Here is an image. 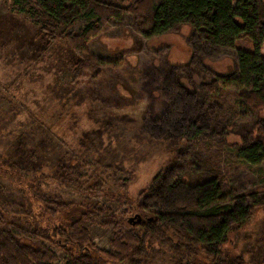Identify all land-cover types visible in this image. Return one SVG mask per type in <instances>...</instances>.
Returning <instances> with one entry per match:
<instances>
[{
  "label": "rangeland",
  "instance_id": "1",
  "mask_svg": "<svg viewBox=\"0 0 264 264\" xmlns=\"http://www.w3.org/2000/svg\"><path fill=\"white\" fill-rule=\"evenodd\" d=\"M32 7L35 0L30 1ZM26 9L22 12L14 0H0V186L19 198L22 191H13L12 174L13 180H39L40 197L67 206L108 209L118 224L93 220L85 227L95 248L112 258L120 252L117 241L137 247L130 235L143 232L141 225L152 218V207L138 206L140 193L175 159L162 139L168 138V132L176 137L178 121L193 112L197 84L203 76L209 80L212 74L237 73L239 51L252 52L253 42L245 38L234 48L213 47L189 25L147 39L112 22L94 34L85 54L79 55L68 36L79 35L90 21H79L58 31V36L47 37L42 19ZM137 41L142 51L129 53ZM83 61L95 68L87 78H82L83 69L77 73ZM72 87L75 91L68 96ZM81 89L91 98L76 105L70 99L80 97ZM225 91L228 103L238 107L237 87L229 85ZM153 99L154 117L165 123L147 130L154 126L153 113L149 115ZM228 141L240 143L234 136ZM231 147L224 151L221 167L235 187L222 205L233 209L263 202L264 155L261 162L251 164ZM185 158L176 157L179 162ZM58 170L74 176L58 183L53 179ZM156 200L159 204V197ZM149 204L153 206L152 201ZM256 211L244 226L231 232L220 255L226 263L264 264V210ZM135 216L141 218L136 226L129 224ZM40 244L54 254L52 264H70L60 248ZM146 250L142 259L134 257V264H187L189 259L162 243L147 245ZM199 255L205 263V253L199 251Z\"/></svg>",
  "mask_w": 264,
  "mask_h": 264
},
{
  "label": "trees",
  "instance_id": "2",
  "mask_svg": "<svg viewBox=\"0 0 264 264\" xmlns=\"http://www.w3.org/2000/svg\"><path fill=\"white\" fill-rule=\"evenodd\" d=\"M30 1L14 0V5L22 12L27 7L29 13H36L47 37H56L58 31L79 21H90L79 35L68 36L79 55L85 54L93 35L112 22L128 26L147 39L189 25L210 46L234 48L239 40L247 38L254 48L252 52L239 51L237 73L228 77L212 74L209 80L203 76L197 84L200 89L193 92L197 95L193 112L182 117L174 129L177 136L168 132V138H160L173 155L186 158L184 162L176 157L171 160L151 187L140 193L139 208L152 207L153 212L151 220L141 225L143 232L130 235L137 247L117 241L119 254L106 257L92 244L85 224L93 220L118 224L108 209L51 201L38 195L39 180H13L12 174L2 172L13 181V191L18 188L22 194L16 198L0 186V264H52L56 261L54 254L40 242L60 248L70 264H118L126 260L134 264V257H145L146 246L154 243L188 257L187 264H229L220 255L231 232L244 226L256 210H264V201L233 209L223 206V199L235 186L221 167L223 153L230 146L248 163L257 164L263 159L264 117L260 114L264 111V0H131L129 4V0H35L36 10L29 8ZM141 51V41H137L129 53ZM78 64L77 73L83 69L82 78L95 69L88 61ZM229 85L237 87L238 107L227 101L225 90ZM74 91L70 88L68 96ZM81 94L70 100L81 105L91 98L86 90L81 89ZM155 102L153 99L149 107L154 126H147V130H157L165 123L154 117ZM231 136L240 143L230 144ZM78 167L73 170L78 171ZM73 176L70 172L61 175L58 170L53 179L65 183ZM199 251L205 253V263L199 260Z\"/></svg>",
  "mask_w": 264,
  "mask_h": 264
},
{
  "label": "water",
  "instance_id": "3",
  "mask_svg": "<svg viewBox=\"0 0 264 264\" xmlns=\"http://www.w3.org/2000/svg\"><path fill=\"white\" fill-rule=\"evenodd\" d=\"M141 223V218L139 216H135L134 218H131L129 220V224H132L134 226L139 225Z\"/></svg>",
  "mask_w": 264,
  "mask_h": 264
}]
</instances>
